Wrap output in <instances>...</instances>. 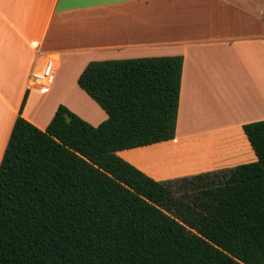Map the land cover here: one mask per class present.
Wrapping results in <instances>:
<instances>
[{
    "label": "trees",
    "instance_id": "1",
    "mask_svg": "<svg viewBox=\"0 0 264 264\" xmlns=\"http://www.w3.org/2000/svg\"><path fill=\"white\" fill-rule=\"evenodd\" d=\"M183 57L90 61L79 86L107 113L21 114L0 163V264H264V119L257 161L159 181L118 151L174 139Z\"/></svg>",
    "mask_w": 264,
    "mask_h": 264
},
{
    "label": "crops",
    "instance_id": "2",
    "mask_svg": "<svg viewBox=\"0 0 264 264\" xmlns=\"http://www.w3.org/2000/svg\"><path fill=\"white\" fill-rule=\"evenodd\" d=\"M48 55L41 93L29 75ZM175 55V138L118 155L159 181L257 161L243 125L264 119V0H0V163L20 114L43 130L61 103L107 119L78 84L90 61Z\"/></svg>",
    "mask_w": 264,
    "mask_h": 264
},
{
    "label": "built area",
    "instance_id": "3",
    "mask_svg": "<svg viewBox=\"0 0 264 264\" xmlns=\"http://www.w3.org/2000/svg\"><path fill=\"white\" fill-rule=\"evenodd\" d=\"M57 61L53 55L44 58L42 64L33 69L29 75V87L41 93L47 92L55 79Z\"/></svg>",
    "mask_w": 264,
    "mask_h": 264
},
{
    "label": "rangeland",
    "instance_id": "4",
    "mask_svg": "<svg viewBox=\"0 0 264 264\" xmlns=\"http://www.w3.org/2000/svg\"><path fill=\"white\" fill-rule=\"evenodd\" d=\"M71 103H73L76 107L78 106L79 107V105L76 103V102H73V101H70V104ZM72 105V104H71Z\"/></svg>",
    "mask_w": 264,
    "mask_h": 264
}]
</instances>
